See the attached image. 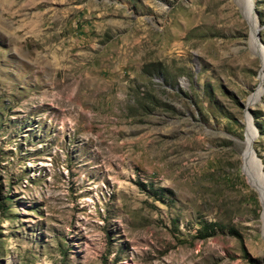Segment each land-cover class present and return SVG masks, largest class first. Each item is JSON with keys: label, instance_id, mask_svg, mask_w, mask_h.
I'll return each instance as SVG.
<instances>
[{"label": "rangeland", "instance_id": "374dc122", "mask_svg": "<svg viewBox=\"0 0 264 264\" xmlns=\"http://www.w3.org/2000/svg\"><path fill=\"white\" fill-rule=\"evenodd\" d=\"M246 3L0 0V264H264Z\"/></svg>", "mask_w": 264, "mask_h": 264}, {"label": "bare ground", "instance_id": "6f19581e", "mask_svg": "<svg viewBox=\"0 0 264 264\" xmlns=\"http://www.w3.org/2000/svg\"><path fill=\"white\" fill-rule=\"evenodd\" d=\"M246 14L248 16V19L251 23V28H252V36H253V33H254V29L256 27V21H255V17L253 16V14L251 13V9H250V0H248V3H246ZM260 79L263 80V75H260ZM260 90H258L256 92V95H258ZM247 149L245 150V156H246V160L247 162L250 164H254L255 161L253 160V156L250 152V144L248 143V146L246 147Z\"/></svg>", "mask_w": 264, "mask_h": 264}, {"label": "trees", "instance_id": "16d2710c", "mask_svg": "<svg viewBox=\"0 0 264 264\" xmlns=\"http://www.w3.org/2000/svg\"><path fill=\"white\" fill-rule=\"evenodd\" d=\"M212 232H213V230L210 233H212Z\"/></svg>", "mask_w": 264, "mask_h": 264}, {"label": "water", "instance_id": "95a60500", "mask_svg": "<svg viewBox=\"0 0 264 264\" xmlns=\"http://www.w3.org/2000/svg\"><path fill=\"white\" fill-rule=\"evenodd\" d=\"M256 30V28L254 29V31Z\"/></svg>", "mask_w": 264, "mask_h": 264}]
</instances>
